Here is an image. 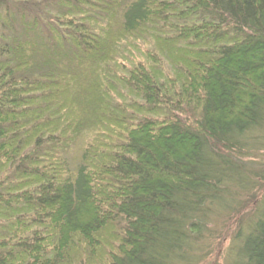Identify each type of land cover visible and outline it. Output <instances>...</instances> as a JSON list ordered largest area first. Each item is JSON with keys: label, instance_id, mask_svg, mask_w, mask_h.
Wrapping results in <instances>:
<instances>
[{"label": "trees", "instance_id": "16d2710c", "mask_svg": "<svg viewBox=\"0 0 264 264\" xmlns=\"http://www.w3.org/2000/svg\"><path fill=\"white\" fill-rule=\"evenodd\" d=\"M0 264H264V0H0Z\"/></svg>", "mask_w": 264, "mask_h": 264}, {"label": "rangeland", "instance_id": "374dc122", "mask_svg": "<svg viewBox=\"0 0 264 264\" xmlns=\"http://www.w3.org/2000/svg\"><path fill=\"white\" fill-rule=\"evenodd\" d=\"M258 199H259V197H257L256 200L247 201L246 204L243 205L244 207H243V209H242L241 212H242V214H244V216L245 215H249L251 211L253 212V209H255L256 208V205L258 204ZM236 216H238V215H236Z\"/></svg>", "mask_w": 264, "mask_h": 264}]
</instances>
